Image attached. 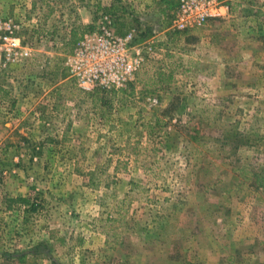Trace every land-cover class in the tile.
I'll return each instance as SVG.
<instances>
[{
    "label": "rangeland",
    "instance_id": "obj_1",
    "mask_svg": "<svg viewBox=\"0 0 264 264\" xmlns=\"http://www.w3.org/2000/svg\"><path fill=\"white\" fill-rule=\"evenodd\" d=\"M90 1L0 0L31 49L0 67V264H264V64L216 80L207 22L176 32L168 13L151 28L136 4ZM103 15L136 31L138 73L161 80L134 79L100 117L69 76L71 54L67 79L50 68L71 30L79 40Z\"/></svg>",
    "mask_w": 264,
    "mask_h": 264
},
{
    "label": "built area",
    "instance_id": "obj_2",
    "mask_svg": "<svg viewBox=\"0 0 264 264\" xmlns=\"http://www.w3.org/2000/svg\"><path fill=\"white\" fill-rule=\"evenodd\" d=\"M226 6L222 0H178L173 11L171 28L183 32L221 17ZM134 29L125 34L116 32L112 19L103 15L95 28L86 31L66 60L70 78L83 93L96 88L124 89L133 82L143 61V49L136 41ZM31 58V49L18 34L10 18H0V67L21 64Z\"/></svg>",
    "mask_w": 264,
    "mask_h": 264
},
{
    "label": "crops",
    "instance_id": "obj_3",
    "mask_svg": "<svg viewBox=\"0 0 264 264\" xmlns=\"http://www.w3.org/2000/svg\"><path fill=\"white\" fill-rule=\"evenodd\" d=\"M106 4L109 6L112 3V0ZM126 1L129 5L134 7V12H138L136 17L141 21L143 18H147L152 20L151 22H146L145 24L150 25L153 28V19L156 16V19L164 16L168 13H172L177 6V0H122ZM223 2L225 4V8L221 10V17L211 18L207 21V31L206 34L208 38L201 39V42L209 43L207 44L208 47L215 46L216 50L219 52L215 56L208 58L209 60L206 61V67H210L215 70V79H225L228 81L229 76L225 74L224 69H228L230 67L232 70H241L245 66L251 64L252 66H256L257 64H264V60L261 62L260 60L254 57L256 52H264V0H225ZM90 3H96L93 0ZM113 6L111 5L105 11H109L110 8ZM3 8V6H1ZM85 10V9H84ZM91 16L92 12L82 11V24L86 25L91 23ZM155 20V19H154ZM146 21V20H145ZM87 27V26H84ZM160 31H152L153 33H157V37L164 35L167 30H164L163 27L159 28ZM230 31L232 42H236V47L232 49L235 50L233 56H225L223 52H225V42L228 41V32ZM117 32V30H116ZM74 33V30H71V35ZM119 33V32H117ZM126 33V32H125ZM124 33V34H125ZM120 34V33H119ZM123 34V33H122ZM261 37L263 41H257L253 39L256 43L251 42V38ZM80 40V39H79ZM190 42L194 44L195 39H191ZM260 46V51L256 50V48L252 47V45ZM255 51V55H254ZM264 56V55H262ZM264 59V58H262ZM226 73L228 71L226 70ZM204 80L206 83L213 82V77H208L205 75ZM231 81V80H230ZM233 83V81H232ZM225 88V86H224ZM223 90V88H222ZM216 94H219V90L215 88ZM46 225L47 223L41 224ZM47 229V228H46ZM50 229V228H48ZM45 230V228H44ZM49 235H47V239L54 236V230L50 229ZM56 232H60L56 230ZM93 230L92 234L93 237L95 236H102V244L106 241L105 234L106 232H96ZM35 238V237H34ZM34 241V240H33Z\"/></svg>",
    "mask_w": 264,
    "mask_h": 264
},
{
    "label": "trees",
    "instance_id": "obj_4",
    "mask_svg": "<svg viewBox=\"0 0 264 264\" xmlns=\"http://www.w3.org/2000/svg\"><path fill=\"white\" fill-rule=\"evenodd\" d=\"M77 41H79L77 38V33H76V31H74V33H72V35H71V43L72 44H70V47L67 50H65V49L58 50V51L56 50L55 56L52 59L53 60L52 62H54V66H52L50 68V74L52 73L53 77H55L56 72L60 69L61 73H63V79H67V76L65 74L66 68H62L61 65H62V62L65 61L66 56L70 55L73 52V46H74V44H76ZM66 46H68V44ZM150 79H152V77L148 76L147 71L141 70V73L137 72L135 74V82L137 84H140L142 87L155 86L156 83L161 80L160 77H158L157 80H154V81H153V79L152 80H150ZM169 81H170V79H167V81H165V83H168ZM80 92H82V91H80ZM104 92L105 91H103V89L101 91L100 88L99 89L97 88L91 93H86V95H89V97H88V99L90 101L89 107L96 114H98L100 117H103L105 114H108L113 110L115 99H118L117 102L120 104H124L127 100V95L124 94L123 89L110 90L109 96L104 94ZM70 98H73V96H71ZM158 127H162V126L158 124ZM261 187H264V179L261 180ZM15 202L23 203L24 200H22L20 198V199L15 200Z\"/></svg>",
    "mask_w": 264,
    "mask_h": 264
}]
</instances>
